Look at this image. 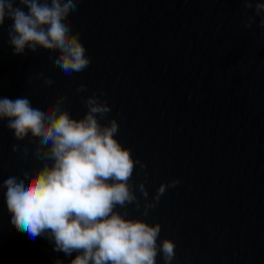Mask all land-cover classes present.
<instances>
[{
	"label": "water",
	"instance_id": "obj_1",
	"mask_svg": "<svg viewBox=\"0 0 264 264\" xmlns=\"http://www.w3.org/2000/svg\"><path fill=\"white\" fill-rule=\"evenodd\" d=\"M252 14L241 0H81L70 20L91 64L71 75L53 64L55 52L14 54L6 20L0 98L28 96L39 107L66 96L79 119L84 98L103 92L112 111L101 123L116 119L117 139L147 164L132 177L141 208L116 210L160 223L158 243L176 244L171 264H264V26L256 17L245 27ZM32 139L16 140L0 121V264H70L78 252L54 251L46 235L30 238L7 209L3 181L44 165ZM172 179L180 183L144 216L139 183L146 180L151 200Z\"/></svg>",
	"mask_w": 264,
	"mask_h": 264
},
{
	"label": "clouds",
	"instance_id": "obj_2",
	"mask_svg": "<svg viewBox=\"0 0 264 264\" xmlns=\"http://www.w3.org/2000/svg\"><path fill=\"white\" fill-rule=\"evenodd\" d=\"M80 2L0 0V28L6 20L12 21L8 36L14 54L43 48L55 52L50 59L63 74L80 73L91 64L80 33H73L70 20ZM241 2L253 11L246 16L244 26L251 28L256 17L264 26V2ZM44 83L50 85L52 80L44 78ZM77 91H87V85L80 84ZM100 95L84 98L87 111L79 119L65 108L66 96H60L52 106L38 101L39 107H33L28 96L0 98V121L7 120V128L18 141L31 136L35 155L44 161L34 175L21 172L3 181L12 223L32 239L46 235L54 241V251L68 256L78 252L70 264H157L160 254L165 264H171L176 244L168 238L158 243L160 223L126 218L127 212L116 210L131 204L141 208L132 177L137 163L141 169L147 164L135 160L132 149L117 139L120 125L116 119L101 123L112 109ZM19 150L18 145L13 146V151ZM179 183V179L161 183L149 200L146 180L140 182L143 215L148 216L168 188ZM56 264L63 262L57 260Z\"/></svg>",
	"mask_w": 264,
	"mask_h": 264
}]
</instances>
